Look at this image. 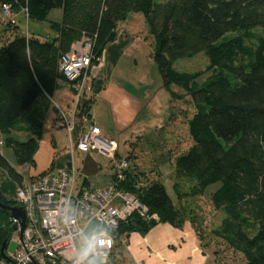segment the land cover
Returning a JSON list of instances; mask_svg holds the SVG:
<instances>
[{
	"label": "trees",
	"instance_id": "obj_1",
	"mask_svg": "<svg viewBox=\"0 0 264 264\" xmlns=\"http://www.w3.org/2000/svg\"><path fill=\"white\" fill-rule=\"evenodd\" d=\"M4 3L27 19L44 21L54 9L61 10V16L51 20L50 33L14 31L15 35L0 45V135L12 149L15 162L2 151L0 168L18 185L24 182L17 166L34 164L43 128L41 113L63 85L74 93L73 82L60 70L62 55L75 42L89 39L96 65L106 47L118 39L124 22L134 14L143 16L148 25L143 37L151 45L163 87L171 96L166 123L157 130L183 115L189 144L174 156L161 155L149 168L140 162L133 164L139 159L137 143L147 134L129 141L124 156L129 167L121 186L134 193L158 219L134 214L120 222L113 232L115 247L106 264H123L119 246L133 231L144 234L158 222L176 227L187 219L195 223L197 214L185 202L207 194L223 218L211 230L212 237L195 223L200 244L210 247V238L216 241L213 253L218 264H229L221 255L226 250L240 253L243 264H264V0H0V10ZM17 16L14 23L1 24L17 28ZM230 32L232 35L226 37ZM200 53L208 58L205 70L188 72L174 67L178 59ZM207 70H213L212 75L198 86L197 78ZM86 95L85 91L83 97ZM88 96L79 105L81 128L92 120L93 96ZM179 102L192 106L189 116ZM64 113L69 118L73 115ZM24 124L29 125L32 135L22 141L13 133L23 130ZM61 125L65 126L63 116ZM166 160L173 163L176 200L158 175L151 176L156 169L162 172L161 163ZM138 182L144 184L138 186ZM213 185L216 188L210 190ZM0 201L18 204L1 190ZM13 219L9 210L0 207V262L6 258L2 244L7 241L8 246L11 231L16 229Z\"/></svg>",
	"mask_w": 264,
	"mask_h": 264
},
{
	"label": "crops",
	"instance_id": "obj_2",
	"mask_svg": "<svg viewBox=\"0 0 264 264\" xmlns=\"http://www.w3.org/2000/svg\"><path fill=\"white\" fill-rule=\"evenodd\" d=\"M56 11L58 19L61 16V10ZM21 17H23L21 14L17 16V28H7L0 21V45L12 38L15 35L14 31L23 32L19 23ZM144 21L143 16L136 15L130 16L124 22L119 30L118 39L104 50L102 65L96 64L92 67L91 89L87 90V95L80 100L79 105H82L89 97L88 95L93 96L90 114L93 122L100 129L101 135L106 138L112 134L110 130L114 129L115 133L124 136L125 142L132 141L139 135L153 132L164 126L170 113V93L163 89L162 80H157L155 74L153 76L155 62L148 46L146 48L148 41L143 37L146 31ZM28 33L41 34L36 28L33 31L29 30ZM139 59L145 61L148 69L151 68L150 71L142 68L139 73L135 72V75H130L131 68L138 63ZM58 101L61 102V106ZM75 105V97L69 90L67 91L65 85L56 90L55 95L50 99L49 107L41 113L43 118L41 136L42 134L44 136L34 155V164L29 165L27 175L21 170L23 165L17 166L25 180L33 179L48 170L57 171L65 167L72 156L74 160L75 151L72 153L70 147L59 150L50 138L47 139L45 132L46 129L63 126L54 106L58 107L61 112L62 107L72 115ZM74 119L79 125L78 115ZM23 126V130H16L13 133L16 139L22 141L32 135L28 129L29 125L24 124ZM79 133L76 129L73 134L74 138H77ZM188 144L189 141L183 147L187 148ZM4 146L5 144L2 146L3 155L15 164L14 157L11 160L5 155ZM172 171L173 166L169 170L170 176ZM113 173L114 170L110 172L109 182L106 185L112 181ZM153 175H158L157 177L162 179L163 171L156 169L151 173V176ZM16 186L17 183L9 177L5 170L0 168V190L7 199L14 198ZM195 223L187 219L181 227H176L168 222H158L144 234L139 231L131 232L125 243L119 246L123 252L119 257L121 258L120 263L131 264L136 260H142L145 264H218L211 248L200 244Z\"/></svg>",
	"mask_w": 264,
	"mask_h": 264
},
{
	"label": "built area",
	"instance_id": "obj_3",
	"mask_svg": "<svg viewBox=\"0 0 264 264\" xmlns=\"http://www.w3.org/2000/svg\"><path fill=\"white\" fill-rule=\"evenodd\" d=\"M25 13L27 16V10ZM16 16L11 4H2L0 21L14 23ZM92 60L93 44L89 39L75 42L62 55L60 70L73 82L76 103L71 118L64 112L62 116L71 152L97 150L106 154L112 160L114 179L104 187L78 185L72 156L65 167L17 184L13 200L24 208L26 225L21 229L19 220L13 219L20 236L18 245L15 251L6 253L0 264H106L115 247L113 232L120 222L134 214L158 219L134 193L121 186L129 161L116 157L117 142L102 136L94 122L81 128L74 119L84 92L91 89ZM83 120L87 118L83 116ZM76 129L80 133L74 138ZM3 144L0 135V153ZM131 264L145 263L136 260Z\"/></svg>",
	"mask_w": 264,
	"mask_h": 264
},
{
	"label": "rangeland",
	"instance_id": "obj_4",
	"mask_svg": "<svg viewBox=\"0 0 264 264\" xmlns=\"http://www.w3.org/2000/svg\"><path fill=\"white\" fill-rule=\"evenodd\" d=\"M158 1V0H157ZM57 9H54L50 12L48 15V18L44 21H36L33 19H27L25 17L19 18V23L20 27L22 28L23 32L27 31H33V29H38V31L41 32V34H46L50 33L51 31V20L57 19ZM132 16H136L135 14ZM142 21V19H141ZM143 24V23H141ZM144 28H146V32L148 30V25L145 24ZM232 35V32L227 33L226 37H229ZM10 36V34H9ZM2 43V42H1ZM149 48L151 51V45L149 42L146 44V48ZM144 52V51H143ZM141 52V53H143ZM148 55V53H147ZM144 56V54H143ZM154 60V59H153ZM155 62V61H154ZM103 63V57L101 58L99 65H102ZM145 61L142 59H139L138 63L131 68L132 71L130 70V75H135V72L139 73V70L142 68L145 69L147 68L148 71H150V67L148 69V66L145 65ZM208 66V58L204 53H200L192 58H182L178 59L174 67L177 70L181 71H188V72H195L199 70H205L206 67ZM154 74L157 75V80H162L161 74L159 72V69L157 67V64L155 62V67H154ZM134 69V70H133ZM213 70H207L202 73L197 78V85L201 86L203 85L212 75ZM129 74V73H128ZM129 81L131 79L129 78ZM67 88V91L71 92L72 95H74L73 91L70 89L69 86L65 85ZM176 91L181 92L182 90L179 87H174ZM163 89H165L163 87ZM89 90V89H88ZM167 92V90H165ZM59 102V101H58ZM59 106H61V102H59ZM180 107L182 106V110H187L188 116L191 114V108L192 106L189 103H184V102H179ZM178 105V106H179ZM55 111L57 112L59 118H62V112H66L64 108L61 107V110L57 107L54 106ZM79 109V107H78ZM162 109V108H161ZM177 112H179V108L177 107ZM78 115V114H77ZM187 118L182 115L181 117H178L176 121H173L170 125L165 127L163 130H157L156 132H150L147 133L146 138L141 139L137 143V150L136 153H138V158L137 160H134L133 164H137L140 162L141 165H147L149 168L154 165V163H157L158 159H160V156L168 154L170 155H175V153H179V151L183 150V146H186L188 143V131H187ZM93 122V119L91 120ZM163 123V122H162ZM166 123V122H164ZM163 123V124H164ZM86 126L88 124L86 123ZM84 126V127H86ZM112 133L110 136H108L111 139H115L117 143L119 144V156L118 157H124L127 152H128V145L129 141L125 142L124 136L119 135V133H115L114 129L110 130ZM46 137L47 139H51L50 141L54 144L57 145V148L60 150L61 148L67 149L70 147V138L68 136V131L65 126L62 127H56L54 129H46ZM152 135V136H151ZM43 134L40 138V141L43 139ZM187 142V143H186ZM130 146V145H129ZM4 152L5 155L10 157L11 160H13V151L12 149L8 146H4ZM88 154H91L93 158L99 163V170L96 174L91 175L88 178V182L85 183V175H83L80 170L83 166L84 160ZM133 159L130 160V163ZM139 160V161H138ZM74 166L77 169V183L78 185H82L85 187H90V188H98V187H103L109 182V174L111 171H113V164L112 160L110 157H108L106 154L97 151V150H91V151H82L79 149H76L74 152ZM162 164V171H163V181L166 185L167 191L170 194V196L176 200V193L173 189V179L169 174V170L172 168V162L170 160H166L161 163ZM31 166V165H30ZM29 168V164H25L21 166V170H23V173L25 175L28 174L27 169ZM216 188V185L210 186L209 189L213 190ZM189 203H186L189 208L193 210V213L197 214V222L198 224L202 225V230H204L205 233L211 234V230L213 228H216L218 225L221 223V219L223 218V213L222 211L214 209L209 194L205 196H197V197H191L187 199ZM83 225V224H82ZM211 236V235H210ZM19 231L17 229H13L11 231L10 239L8 242L7 246V252H13L16 250L17 245H18V240H19ZM212 237V236H211ZM205 241L209 240V238L204 239ZM212 238H210V247L211 250L213 251L214 248H217L218 245L215 244V242H212ZM221 249V248H220ZM222 256H225V259L229 264H243V256L240 253H235L230 250H226V252L221 253Z\"/></svg>",
	"mask_w": 264,
	"mask_h": 264
},
{
	"label": "water",
	"instance_id": "obj_5",
	"mask_svg": "<svg viewBox=\"0 0 264 264\" xmlns=\"http://www.w3.org/2000/svg\"><path fill=\"white\" fill-rule=\"evenodd\" d=\"M98 170V162L93 158L91 154H88L84 160L83 166L80 170V172L85 175L86 177H89L93 174H95ZM0 207L9 210L11 216L20 221L22 229L25 227L26 224V214L24 211V208L20 204L15 205H8L0 201ZM6 248H7V241H5L2 244L1 252L2 256H6Z\"/></svg>",
	"mask_w": 264,
	"mask_h": 264
},
{
	"label": "bare ground",
	"instance_id": "obj_6",
	"mask_svg": "<svg viewBox=\"0 0 264 264\" xmlns=\"http://www.w3.org/2000/svg\"><path fill=\"white\" fill-rule=\"evenodd\" d=\"M102 57H103V56H102ZM102 57H101V58H102ZM19 222H20V221H19ZM20 225H21V224H20ZM25 225H26V224H25ZM16 229H17V228H16ZM21 229H22V227H21Z\"/></svg>",
	"mask_w": 264,
	"mask_h": 264
}]
</instances>
